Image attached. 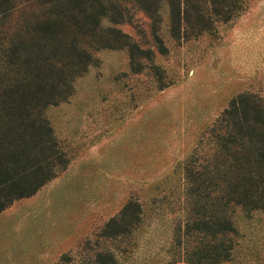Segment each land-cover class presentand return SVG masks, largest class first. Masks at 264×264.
<instances>
[{
  "label": "rangeland",
  "instance_id": "rangeland-1",
  "mask_svg": "<svg viewBox=\"0 0 264 264\" xmlns=\"http://www.w3.org/2000/svg\"><path fill=\"white\" fill-rule=\"evenodd\" d=\"M242 4L228 22L200 34L183 26L176 36L166 5L150 17L123 3L115 26L150 59L136 58L135 70L128 48L93 49L72 94L45 109L69 163L0 213V264H100V254L117 264H168L205 242L204 234L173 232L188 219L184 163L234 97L264 100V0ZM130 199L144 211L138 227L103 236ZM233 221L224 264H264V210L238 208Z\"/></svg>",
  "mask_w": 264,
  "mask_h": 264
},
{
  "label": "trees",
  "instance_id": "trees-1",
  "mask_svg": "<svg viewBox=\"0 0 264 264\" xmlns=\"http://www.w3.org/2000/svg\"><path fill=\"white\" fill-rule=\"evenodd\" d=\"M126 1L0 0V213L67 167L45 109L72 94L73 81L93 61L91 50L128 48L133 67L136 58L150 59L149 50L115 26L124 18ZM133 1L150 17H159L166 5L177 36L183 26L200 34L215 20L228 22L244 0ZM154 36L163 52L162 39ZM183 170L189 220L173 232L204 234L205 242L186 245L184 255L168 264H224L237 233L235 210H264V100L252 93L234 97ZM143 214L141 204L130 199L102 235H131ZM117 261L113 254L98 259L100 264Z\"/></svg>",
  "mask_w": 264,
  "mask_h": 264
}]
</instances>
